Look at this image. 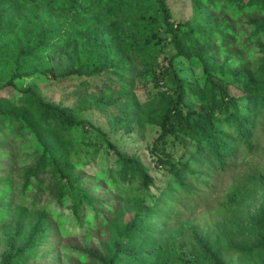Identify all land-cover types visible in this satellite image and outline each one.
<instances>
[{
  "label": "trees",
  "instance_id": "16d2710c",
  "mask_svg": "<svg viewBox=\"0 0 264 264\" xmlns=\"http://www.w3.org/2000/svg\"><path fill=\"white\" fill-rule=\"evenodd\" d=\"M169 1L0 0V128L25 138L40 154L23 174L21 199L30 203L29 210H15L20 220L34 214L38 223L1 264L25 263L23 256L35 250L44 236L49 215L59 217L50 210L54 202L70 207L79 228L84 224L90 232L107 233L101 251H84L88 257L84 264H171L169 257L162 258V239L173 242L184 229L164 233L158 218L167 222L179 206L198 208L207 201L218 176L237 166L239 159L242 163L259 154L258 133L264 118V0H194L198 13L185 24L174 23ZM32 6L59 16L101 21L115 37L114 58L92 55L86 64L78 60L74 68L56 72L47 58L69 44L70 36L35 14L17 25L16 14L27 16ZM23 33L28 40H22ZM168 47L173 51L170 55H166ZM176 60L186 62L201 82L186 83ZM136 63L146 68L158 90L139 105L131 98ZM34 74L75 84L74 104L48 100L36 86L15 83ZM7 88L15 93L5 96ZM229 88L241 93L242 104ZM90 109L104 114L107 131L83 118V111ZM132 123L137 124L138 135L156 128L152 159L164 172L163 185L156 184L139 158L118 150L109 139L119 130L131 133ZM74 132L90 146L83 160L71 156ZM101 148L111 164L96 165L92 180L102 184V190L94 193L85 189L81 173L95 162ZM256 174L255 170L238 177L219 205L218 225L205 233L221 245L215 252V242L203 245L204 259L212 264H222L226 256H250L264 264V211L253 220L256 238L251 245L243 241L244 229L234 217L255 192ZM88 182L87 186L93 184ZM136 183L153 187L157 196L151 203L143 202L132 220L124 222L121 196L116 199L115 194ZM99 194H110L115 200L99 207L95 197ZM176 259L190 264L184 256Z\"/></svg>",
  "mask_w": 264,
  "mask_h": 264
},
{
  "label": "rangeland",
  "instance_id": "374dc122",
  "mask_svg": "<svg viewBox=\"0 0 264 264\" xmlns=\"http://www.w3.org/2000/svg\"><path fill=\"white\" fill-rule=\"evenodd\" d=\"M172 18L176 24H185L194 20L197 2L194 0H170L169 1ZM27 16L25 13H17L15 21L17 25H23V20L27 21L30 15L40 17L51 24L62 27L66 35L70 36V43L60 46V50L51 54L47 61L58 73L68 71L74 68L78 60L86 64L92 60L90 56L114 58L115 48L111 45L115 37L111 30L101 21H90L88 18L80 16H59L46 12L41 6H32L29 8ZM82 19V20H81ZM84 23H83V22ZM198 21V20H197ZM200 25V24H199ZM19 40V38L17 39ZM22 40H28V36L22 34ZM232 51V49H229ZM228 50V51H229ZM171 47L166 48V55L172 53ZM111 60V59H110ZM79 63V64H80ZM132 64H134L132 62ZM136 76L133 82L132 97L135 102L143 104L156 95L157 89L152 86L151 75L139 63H136ZM175 67L179 76L186 83L201 82L197 76L190 70L186 62L176 60ZM27 68L25 71H31ZM28 71V72H29ZM94 82L99 79L93 78ZM92 82V84H94ZM15 83L22 87L36 86L39 94L46 99L54 102H63L65 105L74 104V85L68 83H55L39 75L25 76L22 80H15ZM239 104H242L243 98L239 91L229 88ZM15 91L7 88L3 94L10 95ZM83 118L90 123L99 126L104 131L108 130L107 122L103 113L97 109L85 110L82 113ZM262 130L258 133L259 151L256 156L246 159L244 162L238 160V165L231 168L228 172L217 177L216 182L211 186L207 201L198 208L190 206H179L175 212L169 215V220L158 218L157 223L162 227L164 233L173 232L176 228L182 227L184 232L173 242L162 239L165 246L164 256L169 257L171 264H179L176 257L184 256L189 259L190 264H212L204 258V247L209 240L215 242L213 251L221 247L216 242V238L206 237L209 230L211 233L218 225L216 222L221 219L219 205L224 202L230 188L238 182V177L246 172H257V184L255 192L250 195L238 208L235 218L244 229L243 241L251 245L255 241L253 220L264 211V118L262 120ZM133 131L129 134L123 130L117 133L109 134V139L115 147L127 153V155L139 158L150 169V173L158 186L164 184V172L156 166L152 159V147L158 136L156 128L146 129L143 134H137V124L132 123ZM28 141V140H27ZM26 139L9 134L6 129L0 128V264L2 258L14 248L20 247L25 239L28 238L33 226L37 225L36 215L27 216L24 220L19 219L16 208L25 207L29 210V202L22 201V183L23 174L26 168L35 165L39 153L37 149H31V145ZM73 145L71 147V156L74 161L85 159L90 150L87 143H83L82 136L74 132L72 136ZM105 149L101 148L98 157L94 163L82 169L81 179L85 189L91 191H101L102 184H94L92 178L97 172L98 164L106 166L111 164ZM182 153V152H181ZM181 153H178L177 157ZM88 181L93 184L87 186ZM110 194H99L96 197L97 205L102 207L107 200H115L109 197ZM121 196L120 203L124 210V222L132 220L134 214L140 210L143 202L151 203L157 196V191L153 187L143 188L139 183L133 184L125 191L115 194L116 199ZM184 205V204H183ZM42 210L41 208H38ZM50 210L58 214V219L49 215L48 228L43 238L37 244L35 250L26 253L22 260L24 264H84L88 257L85 250L97 249L101 251L102 245L107 239V233L90 232L87 225L80 228L76 225L74 216L69 206H61L58 202L50 205ZM6 211V212H5ZM166 237H169L166 236ZM146 250V246L141 247ZM222 264H257L253 257L226 256L221 260ZM163 264V263H160Z\"/></svg>",
  "mask_w": 264,
  "mask_h": 264
}]
</instances>
